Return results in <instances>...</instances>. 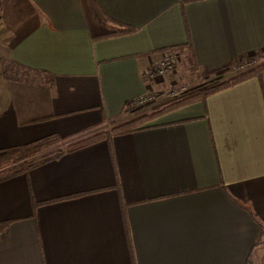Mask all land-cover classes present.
Returning a JSON list of instances; mask_svg holds the SVG:
<instances>
[{
  "label": "crops",
  "instance_id": "obj_1",
  "mask_svg": "<svg viewBox=\"0 0 264 264\" xmlns=\"http://www.w3.org/2000/svg\"><path fill=\"white\" fill-rule=\"evenodd\" d=\"M0 6V158L264 52V0ZM180 48L183 69L146 77ZM0 264H264V73L0 180Z\"/></svg>",
  "mask_w": 264,
  "mask_h": 264
},
{
  "label": "rangeland",
  "instance_id": "obj_2",
  "mask_svg": "<svg viewBox=\"0 0 264 264\" xmlns=\"http://www.w3.org/2000/svg\"><path fill=\"white\" fill-rule=\"evenodd\" d=\"M182 65H183V62L181 60L180 63L178 64L176 70L174 72H172L171 75L174 74L175 72L183 69ZM261 65H264V54H262L258 58H255V61L252 62V66L249 69L254 70V69H257L259 67H262ZM239 71H240V69H232V70L225 71V72L221 73L217 77H211V78H206V79L205 78H199V77L196 78L195 76H193V75L189 76V74H188L186 81L180 83V85L171 86V87L165 89L164 91H162L161 93L156 94L159 97L157 99L158 101H154L153 103H150V104L147 103L146 105H143V106H138L135 104L132 108L129 109L131 112H130V114H128L129 118L126 121V123L133 121V120H140V119H143L145 117H150L152 115V114H150V111L153 112L152 109L159 106V105H164V106L158 107V110L159 109L160 110L155 112V113H159L160 111H163L166 108H168L166 105H172L175 103H179V102L187 99L190 95H193V94L203 90L204 88L216 87L218 85L227 83L230 80H233L236 77L240 76L241 74L239 73ZM183 88H185L187 91L185 92V94H182L181 96L179 95L180 97L179 96H173V94H169V93H168V95L166 94L170 90H173L177 93V91H179L180 89H183ZM149 95L154 96V94H149ZM144 120L145 119L139 121L138 124L140 126L144 127L145 125L150 123L147 121L144 122ZM123 123L125 124V122H123ZM123 123L122 124L120 122L116 123V124L113 123L107 129H103L102 131L97 132L96 135L105 134V133H109V132L113 133L118 127L123 125ZM96 135H94V136H96ZM82 141H84V140H82ZM73 144H76V143L65 144V143L54 142L52 144L51 148L46 149L43 152L38 153L37 155H35V156H33L27 160H24V161L22 160V161L15 162V160H12V162H10V161L8 162L7 158H5V159L2 158V159H0V176L2 174H6L8 172L15 170L16 168L22 166L25 163H29L31 161H34L37 158L44 156V155H47V154L54 152L56 150H66Z\"/></svg>",
  "mask_w": 264,
  "mask_h": 264
},
{
  "label": "trees",
  "instance_id": "obj_3",
  "mask_svg": "<svg viewBox=\"0 0 264 264\" xmlns=\"http://www.w3.org/2000/svg\"><path fill=\"white\" fill-rule=\"evenodd\" d=\"M183 49V48H182ZM182 49H178L176 51H182ZM187 59H188V62L191 66L192 69H196L195 65L193 64L194 61H193V58H192V53L191 51H189L188 55H187ZM262 67H259L257 69H254V70H251L249 72H246L244 74H241L240 76L236 77L235 79L233 80H230L229 82L227 83H224V84H221V85H218L216 87H211V88H204L203 90L193 94V95H190L187 99L179 102V103H175L173 105H171L170 107L166 108L165 110H163L164 112H167L168 110H172L174 108H178L184 104H189V103H192V102H196V101H203L205 100L207 97H209L210 95H213L214 93H217L223 89H226L228 87H231L235 84H238L246 79H249L251 77H255V76H260L261 74L264 73V65H261ZM162 111V112H163ZM159 113H156V114H153L151 115L150 117H145L143 119L144 122H150L156 115H158ZM143 119H140V120H133V121H130L128 123H125L123 125H121L120 127H118L113 133L114 134H123V133H130V132H134L140 128H142L143 126H140L138 124L139 121L143 120ZM138 124V125H137ZM107 134L108 133H105V134H99V135H96V136H93L89 139H86L84 141H81V142H78L76 144H73L71 145L68 149L66 150H56L54 152H51L47 155H44V156H41L39 158H37L36 160L34 161H31L29 163H25L23 164L22 166L16 168L15 170L11 171V172H8L6 174H2L0 176V180L2 179H6L7 177H10V176H13V175H16V174H19V173H24V172H27L33 168H36L48 161H51V160H54L56 158H59L61 157L65 152L67 151H74V150H78L82 147H85L87 145H90L92 143H95L96 141L98 140H101L105 137H107ZM57 141L55 138H50V139H46V140H42L40 142H37L35 144H32V145H29L27 147H22V148H17V149H11L9 151H7V154L4 155V157H2L3 159L7 158V161L9 162H12V160H15V162H18V161H24V160H27L35 155H37L38 153H41L43 152L44 150L46 149H49L51 148L52 144ZM0 158V159H2Z\"/></svg>",
  "mask_w": 264,
  "mask_h": 264
},
{
  "label": "built area",
  "instance_id": "obj_4",
  "mask_svg": "<svg viewBox=\"0 0 264 264\" xmlns=\"http://www.w3.org/2000/svg\"><path fill=\"white\" fill-rule=\"evenodd\" d=\"M3 22V17H2V9L0 6V25ZM264 54V52H263ZM254 59V60H253ZM181 61V54L179 53V51L176 50H168L165 51L162 55L161 60L152 68L150 69V71L147 73V78L150 79H155V78H164L167 77L169 74H171L172 72H174L178 66V64ZM255 61V58L249 59L245 62H243L240 67H238V69H240L241 71H247V70H252L249 69L252 66V62ZM187 90L185 88L180 89L179 91H177V93L173 90H170L169 92H167L166 94H173V96H181L182 94H185ZM179 96V97H180ZM159 97L157 95L151 96V95H144L140 98H138V100L136 101V105L138 106H143L146 105L147 103H153L154 101H158ZM134 104V105H135ZM134 105H132L130 108H132Z\"/></svg>",
  "mask_w": 264,
  "mask_h": 264
}]
</instances>
